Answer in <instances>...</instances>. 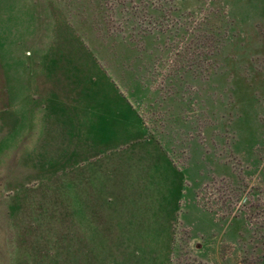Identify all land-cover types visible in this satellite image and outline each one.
Masks as SVG:
<instances>
[{"label": "rangeland", "instance_id": "obj_1", "mask_svg": "<svg viewBox=\"0 0 264 264\" xmlns=\"http://www.w3.org/2000/svg\"><path fill=\"white\" fill-rule=\"evenodd\" d=\"M0 264H264V0H0Z\"/></svg>", "mask_w": 264, "mask_h": 264}]
</instances>
